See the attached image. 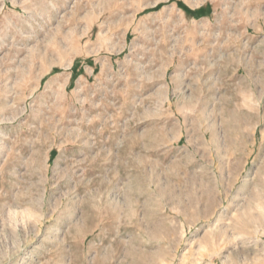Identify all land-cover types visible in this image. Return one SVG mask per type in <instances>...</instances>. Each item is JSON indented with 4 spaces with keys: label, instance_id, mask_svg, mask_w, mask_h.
<instances>
[{
    "label": "rangeland",
    "instance_id": "rangeland-1",
    "mask_svg": "<svg viewBox=\"0 0 264 264\" xmlns=\"http://www.w3.org/2000/svg\"><path fill=\"white\" fill-rule=\"evenodd\" d=\"M0 264H264V0H0Z\"/></svg>",
    "mask_w": 264,
    "mask_h": 264
},
{
    "label": "bare ground",
    "instance_id": "bare-ground-1",
    "mask_svg": "<svg viewBox=\"0 0 264 264\" xmlns=\"http://www.w3.org/2000/svg\"><path fill=\"white\" fill-rule=\"evenodd\" d=\"M166 1H168V0H166ZM122 12H123V7L122 6H120V5H116L113 9H112V13L110 14V15H112V14H122ZM137 10H136V12L133 14V15H135L136 16V14H137ZM132 15V16H133ZM134 17V16H133ZM92 29V28H91ZM90 31V30H89ZM91 33V32H90ZM92 35V34H91Z\"/></svg>",
    "mask_w": 264,
    "mask_h": 264
},
{
    "label": "trees",
    "instance_id": "trees-1",
    "mask_svg": "<svg viewBox=\"0 0 264 264\" xmlns=\"http://www.w3.org/2000/svg\"><path fill=\"white\" fill-rule=\"evenodd\" d=\"M182 9L186 12V13H192L190 9H188L186 6L182 5ZM201 11V9L194 11V13H199Z\"/></svg>",
    "mask_w": 264,
    "mask_h": 264
},
{
    "label": "crops",
    "instance_id": "crops-1",
    "mask_svg": "<svg viewBox=\"0 0 264 264\" xmlns=\"http://www.w3.org/2000/svg\"><path fill=\"white\" fill-rule=\"evenodd\" d=\"M70 69H72V68H70ZM71 71H72V72H71V74H70V75H71V77H72L73 73H74V72H76V71H77V69H76V68H74V69H73V70H71Z\"/></svg>",
    "mask_w": 264,
    "mask_h": 264
}]
</instances>
